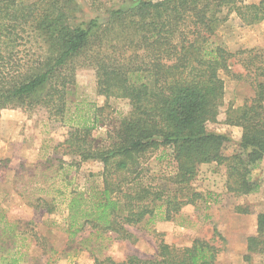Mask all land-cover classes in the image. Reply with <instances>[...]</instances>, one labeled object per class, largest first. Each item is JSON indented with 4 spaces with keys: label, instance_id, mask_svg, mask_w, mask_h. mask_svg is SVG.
I'll use <instances>...</instances> for the list:
<instances>
[{
    "label": "trees",
    "instance_id": "obj_1",
    "mask_svg": "<svg viewBox=\"0 0 264 264\" xmlns=\"http://www.w3.org/2000/svg\"><path fill=\"white\" fill-rule=\"evenodd\" d=\"M83 1L96 13L78 20L79 0H0V117L4 109L42 107L64 119L76 71L86 65L95 70L99 95L128 99L131 106L107 146L93 137L95 117L78 122L64 142L71 153L101 159L105 168L101 190L71 200L74 223L131 240L126 224L148 216L171 221L196 203L201 194L190 185L207 163L226 167L228 192H257L252 173L264 159V51L233 53L213 38L233 12L246 25L262 22L264 0H130L117 8H107L106 0ZM222 73L254 88L249 101L226 113L227 125L242 128L232 155L223 152L229 137L208 129L223 103ZM157 151L159 159L170 157L172 169L153 184L144 181L140 158ZM247 251L246 259L264 255V212ZM219 252L204 239L182 248L162 240L153 259L130 255L107 262L216 264Z\"/></svg>",
    "mask_w": 264,
    "mask_h": 264
},
{
    "label": "rangeland",
    "instance_id": "obj_2",
    "mask_svg": "<svg viewBox=\"0 0 264 264\" xmlns=\"http://www.w3.org/2000/svg\"><path fill=\"white\" fill-rule=\"evenodd\" d=\"M124 1L106 0V7L117 8L130 0ZM79 4L78 20L96 13L86 1L79 0ZM213 39L233 53L252 48L264 51V20L246 25L233 12ZM233 69L242 71L235 62ZM221 76L225 81L223 103L218 120L210 122L208 129L229 137L223 152L232 155L239 150L242 128L227 125L226 113L249 101L254 88L250 81L225 73ZM68 99L64 119L42 107L1 112L0 264H97L96 259L108 264L107 258L123 261L130 255L153 259L162 240L182 248L198 238L220 248L216 264H264V255L251 254L246 259L247 239L256 234L257 216L264 212V159L252 173L260 183L258 191L244 196L228 192L224 165L202 164L190 185L201 194L196 203L185 205L171 221L148 216L137 225L126 224L131 240L92 224L79 228L70 202L101 190L105 168L101 159L83 160L71 153L64 142L78 122L95 117L93 137L98 146H107L131 106L128 99L99 95L95 70L87 65L78 67ZM159 155L160 151L150 152L140 158L146 168L145 182L157 184L159 178L170 176V157L159 159Z\"/></svg>",
    "mask_w": 264,
    "mask_h": 264
},
{
    "label": "crops",
    "instance_id": "obj_3",
    "mask_svg": "<svg viewBox=\"0 0 264 264\" xmlns=\"http://www.w3.org/2000/svg\"><path fill=\"white\" fill-rule=\"evenodd\" d=\"M247 249V248H246Z\"/></svg>",
    "mask_w": 264,
    "mask_h": 264
}]
</instances>
